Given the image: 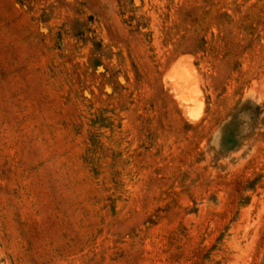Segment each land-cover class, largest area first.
Returning <instances> with one entry per match:
<instances>
[{"label": "rangeland", "instance_id": "374dc122", "mask_svg": "<svg viewBox=\"0 0 264 264\" xmlns=\"http://www.w3.org/2000/svg\"><path fill=\"white\" fill-rule=\"evenodd\" d=\"M0 264H264V0H0Z\"/></svg>", "mask_w": 264, "mask_h": 264}, {"label": "bare ground", "instance_id": "6f19581e", "mask_svg": "<svg viewBox=\"0 0 264 264\" xmlns=\"http://www.w3.org/2000/svg\"><path fill=\"white\" fill-rule=\"evenodd\" d=\"M167 79L175 95L178 96L177 98L183 101L185 105L190 106L200 103L198 78L189 61L179 60V62L171 66Z\"/></svg>", "mask_w": 264, "mask_h": 264}]
</instances>
